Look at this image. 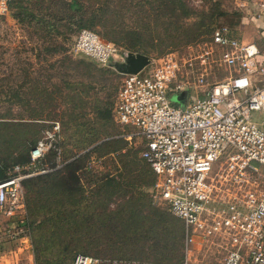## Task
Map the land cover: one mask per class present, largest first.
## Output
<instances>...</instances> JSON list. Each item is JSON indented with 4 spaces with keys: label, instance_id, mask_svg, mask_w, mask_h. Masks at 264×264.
I'll use <instances>...</instances> for the list:
<instances>
[{
    "label": "rangeland",
    "instance_id": "1",
    "mask_svg": "<svg viewBox=\"0 0 264 264\" xmlns=\"http://www.w3.org/2000/svg\"><path fill=\"white\" fill-rule=\"evenodd\" d=\"M257 2L10 3L8 12L0 15V121L9 124L0 123V149L5 154L0 152V170L8 175L16 164H25L33 143L43 139L46 130H55L54 122L59 124L54 144L70 160L74 154L83 156L59 175L43 180L50 183L33 184L29 194L23 186L26 213L22 216L0 213L1 264H73L74 251L152 264L182 261L185 239L182 248L169 250L163 242L168 235L165 225L159 224L158 235L145 239L136 234L145 224L132 218L129 222V205L135 203L152 212L159 209L163 218L174 222L173 237L179 235L182 225L167 206L154 201L152 187L147 185L151 169L141 157V138L128 139L127 130L115 121L114 101L125 74L114 66H101L89 57L75 55L72 44L81 29L89 28L124 51L144 53L156 61L173 52L194 57L212 51L211 67L207 65L213 84L229 74L219 60L213 34L189 43H184V38L197 31L198 21L212 22L215 30L226 26L232 35L254 42L264 51V18H259ZM178 97L173 94L172 100L177 102ZM121 146L124 149L109 152ZM123 159L134 162L126 168ZM139 161L142 165H137ZM119 176L128 180L125 184L138 186L120 190L106 186L109 178L119 180ZM22 230L20 236L27 235L28 242L15 235ZM192 249L197 255L199 251ZM225 252L223 247L204 245L197 263L221 264Z\"/></svg>",
    "mask_w": 264,
    "mask_h": 264
},
{
    "label": "built area",
    "instance_id": "2",
    "mask_svg": "<svg viewBox=\"0 0 264 264\" xmlns=\"http://www.w3.org/2000/svg\"><path fill=\"white\" fill-rule=\"evenodd\" d=\"M13 1L0 0V15ZM257 10L264 18V0H258ZM212 38L229 73L224 80L209 81L212 51L151 58L138 73L125 74L113 114L119 126L130 129L128 139L142 140L141 157L155 175L154 201L184 225L182 264H198L203 246L212 244L226 251L221 264H264V51L226 26ZM72 51L101 66L124 61L128 54L87 28L78 33ZM182 93L185 103L172 100ZM54 129L31 150V165H16L0 180V213H26L23 180L62 166L29 171L54 146L58 122ZM22 232L15 235L28 242ZM74 264L152 263L79 253Z\"/></svg>",
    "mask_w": 264,
    "mask_h": 264
},
{
    "label": "trees",
    "instance_id": "3",
    "mask_svg": "<svg viewBox=\"0 0 264 264\" xmlns=\"http://www.w3.org/2000/svg\"><path fill=\"white\" fill-rule=\"evenodd\" d=\"M20 1H27V0H16V1H13V2H20ZM195 24L198 27L197 31H195V33L192 36H189V37L184 38V40H183L184 43L194 42V41H197V40L202 39L205 36H210L211 34L214 33V30L215 29H214V25H213L212 22L206 23L205 21H202V22H199L198 21ZM87 29H89V28H87ZM133 45H135V44H133ZM114 105H115V101H114ZM113 109H114V106H113ZM0 123H2V126L9 125V124H3V123H8V121H0ZM11 123H13V122H11ZM123 130L130 131L129 128H125V129L123 128ZM39 140L37 139L33 143L32 147L30 148L28 161L25 164H16V165H20V166H29V165H31V162H32V159H31V150L36 147V145L38 144V141ZM122 149H124L123 146L117 147L116 149L110 150L109 152H115V151L118 152V151H120ZM0 152H2V156L5 155V154H3V151L1 149H0ZM78 154H74L72 157H75V158L73 160H70V157H67L64 154L63 150L61 148H59V146L56 145V143H55L54 146L51 147L50 150L45 154L44 158H42V159H40V160H38L36 162V168L35 167H32V168L29 169V171H33L35 169H36V171H39L41 169H44L47 166L49 168H55L58 165H62V166L59 167V168H56V169H54L52 171H49V172H46V173H39L37 175H34V176H31V177H28V178L24 179L23 180V186H25L26 192L28 194L31 193L33 184H37L39 182H47V183H50L49 181H43V180L44 179H47V178H50V177H53V176L59 175L58 174L59 172L63 171L65 168H67L73 162L78 161L83 156L82 154H81L82 156L81 155H78ZM122 156L123 155H121L120 157H122ZM142 159H144V158L142 157ZM0 161H2L1 156H0ZM123 161H124V166L126 168H127V165L128 164L134 162V160H132V159H123ZM136 163H137V165L138 164L139 165H142L140 161L139 162H136ZM148 165L150 166L149 163H148ZM150 169H151V171L149 172L150 178L147 181V185L149 187H153L154 186V183H155V175H154V172H153L151 166H150ZM26 171H28V170H25V169L23 170V172H26ZM12 172H13V170H12ZM5 173L6 172H4L3 170L2 171L0 170V180H4V179H6L8 177V175H5ZM121 175H122V173L120 174V176ZM120 176H119V180H117L116 178H113V177L112 178H109L108 184L106 186L107 187H111L113 189L116 188L117 190H120V188H122L123 186H124V188H128V186H131V187L132 186H138V185H136V183H131L132 185H130V183L125 184L128 180L125 179V178H122L121 179ZM55 182L56 183H59V184H62L63 183L62 180H56ZM29 202H30V199L28 201V205H29ZM139 205L138 204H135V203H131L129 205L131 207V210L129 211L131 213V215H128V217H130L129 222L132 221L131 220V218H132V219H137V221H139V225H142L143 223L145 224L144 225L145 227H143L142 230L140 228H138L136 234L143 235L145 237V239H147L149 237H154V235H158L155 232L156 229L158 228V225L159 224L165 225L166 232H167L168 235H166V240L164 239L163 242H166V245L168 247L167 249L172 250V249H176V248L180 249V248L183 247V242H184V239H185V232H184V225H183V223H182L181 220L180 221H181L182 225H181L180 231L178 233L179 235H177L176 237H173L170 234H172V232H173V230L175 228V223L174 222L168 221L165 218H163V215H162V213H161V211L159 209H155V211L152 212V211L143 209L142 207L139 208ZM123 215L126 216L125 213H123ZM127 227H130V225H127ZM163 238H164V236H163ZM79 253L89 254V253H86L84 251H74L73 258H72L73 264H74L75 256L77 254H79ZM184 259H185V257L182 259L181 262H179L177 264H182L183 261H184Z\"/></svg>",
    "mask_w": 264,
    "mask_h": 264
},
{
    "label": "water",
    "instance_id": "4",
    "mask_svg": "<svg viewBox=\"0 0 264 264\" xmlns=\"http://www.w3.org/2000/svg\"><path fill=\"white\" fill-rule=\"evenodd\" d=\"M150 61L151 57L149 55L130 51L124 61H114L111 66H114L122 74H131L141 71ZM185 101L186 93H182L177 98V102L185 103Z\"/></svg>",
    "mask_w": 264,
    "mask_h": 264
}]
</instances>
